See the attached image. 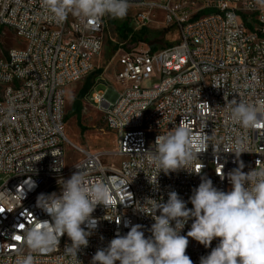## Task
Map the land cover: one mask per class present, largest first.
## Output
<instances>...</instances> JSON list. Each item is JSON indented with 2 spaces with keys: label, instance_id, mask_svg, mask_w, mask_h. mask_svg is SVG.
I'll return each instance as SVG.
<instances>
[{
  "label": "built area",
  "instance_id": "built-area-1",
  "mask_svg": "<svg viewBox=\"0 0 264 264\" xmlns=\"http://www.w3.org/2000/svg\"><path fill=\"white\" fill-rule=\"evenodd\" d=\"M129 4V30L158 23L175 28L178 38L155 51L120 45L113 58L114 84L102 91L97 87L104 81L96 78L86 101L116 133L113 154L122 158L119 164H106L101 153L83 149L65 134L66 88L95 70L104 46L106 16L86 23L69 14L56 23L41 0H0V24L11 28L22 44L0 58V264H15L22 248V239L16 237H23L25 225L51 219L36 206L38 195L59 194L62 179L78 169L113 190L109 205H98L92 213L97 227L88 246L77 252L82 264H90L97 249L107 247L117 231L124 235L130 230L126 221L143 225L146 238L151 235L154 220L147 198L166 202L174 190L187 202L201 176L218 189L230 190L227 173L238 167L232 152L237 140H243L248 151L239 157L245 172L264 165V127L244 129L229 119L234 98L264 106V11L255 0H129ZM181 123L191 128L194 140L207 137L208 148L197 154L193 165L202 169L200 175L186 170L158 173L148 163L156 137ZM67 141L82 154L72 164L66 159ZM187 207L192 208L190 202ZM192 222L181 235L186 236ZM188 239L186 255L193 264H200L219 242L214 239L205 248ZM71 243L65 234L52 252L33 253L35 264H76L65 251ZM22 250L28 254L27 248Z\"/></svg>",
  "mask_w": 264,
  "mask_h": 264
},
{
  "label": "clouds",
  "instance_id": "clouds-1",
  "mask_svg": "<svg viewBox=\"0 0 264 264\" xmlns=\"http://www.w3.org/2000/svg\"><path fill=\"white\" fill-rule=\"evenodd\" d=\"M41 3L56 23L65 21L69 14L86 23L99 22L105 16L124 19L130 7L129 0H41ZM255 4L264 11V0H255ZM229 119L244 129L264 127V106L234 98L229 102ZM206 140L207 137L194 140L191 128L181 123L156 137L154 150L147 153L148 163L158 173L186 170L200 175L202 169L195 170L193 165L198 160L197 154L207 150ZM214 151L218 154L220 150L215 147ZM232 152L238 167L227 173L230 190L218 189L210 178L201 176L187 202L174 190L168 192L166 202L147 198L145 203L150 205L149 215L154 220L151 235L146 238L143 225L126 221L124 226L130 230L124 235L117 231L107 247L97 249L90 264H193L186 255L189 237L205 248L219 239L211 252L200 258V264H264V165L248 172L243 170L245 164L239 157L248 152L243 140L236 141ZM219 175L222 180L225 178L222 170ZM59 184V194L38 195L36 206L51 219H36L24 226L23 237L17 236V240L22 239V248L15 264H35L33 253L52 252L65 234L72 242L65 246L66 253L75 258L76 264H82L77 252L88 246V237L98 223L92 213L98 205L105 208L109 205L113 190L103 180L90 179L79 169ZM189 202L192 208L187 207ZM190 219L193 220L190 230L186 236L181 235ZM23 248L28 249V254H23Z\"/></svg>",
  "mask_w": 264,
  "mask_h": 264
},
{
  "label": "rangeland",
  "instance_id": "rangeland-1",
  "mask_svg": "<svg viewBox=\"0 0 264 264\" xmlns=\"http://www.w3.org/2000/svg\"><path fill=\"white\" fill-rule=\"evenodd\" d=\"M126 17L124 19H113L106 16V28L103 33L104 46L101 54L96 59L95 70L86 78L66 88V114L72 109L79 92L89 80V77L94 82L98 76L102 77L104 83L99 84L97 87L102 91H106V85L114 84L116 66L113 58L120 45L124 49H151L153 46L160 49L178 38V32L175 28L166 29L158 23L148 28L147 33L143 36L146 41L131 40L132 35L139 30H129L128 37L123 38L119 34L118 27L124 22L128 23ZM21 45V41L16 38L13 30L0 24V58L7 56L11 48ZM86 96L81 99L80 120H77L76 115L70 116L66 120L65 134L72 143L83 149L101 153L106 164H119L122 158L113 154L117 148L116 133L106 127L103 115L94 105L86 101ZM65 153L68 164L76 162L82 155L68 141L65 143Z\"/></svg>",
  "mask_w": 264,
  "mask_h": 264
},
{
  "label": "trees",
  "instance_id": "trees-1",
  "mask_svg": "<svg viewBox=\"0 0 264 264\" xmlns=\"http://www.w3.org/2000/svg\"><path fill=\"white\" fill-rule=\"evenodd\" d=\"M118 31L121 37L123 38H127L128 35L130 34L129 32V27H128V23L124 22L122 23L119 27H118ZM148 28H143L140 29L138 32L134 33L132 35L131 40H140V41H146V38H143V36L147 33ZM144 39V40H143ZM152 51L157 50L156 46H153L151 48ZM89 76V75H88ZM89 80L86 82V84L84 85V87L82 88V90L79 92L78 98L75 100L72 109L70 110V112H68L66 114L65 119L67 120L70 116L76 115L77 116V120H80V112L82 109L81 106V99H83L86 95H88L90 93V91L93 89L95 82L92 80H90L91 78H88Z\"/></svg>",
  "mask_w": 264,
  "mask_h": 264
},
{
  "label": "snow or ice",
  "instance_id": "snow-or-ice-1",
  "mask_svg": "<svg viewBox=\"0 0 264 264\" xmlns=\"http://www.w3.org/2000/svg\"><path fill=\"white\" fill-rule=\"evenodd\" d=\"M0 211H3V210H0ZM16 239H19V237H16Z\"/></svg>",
  "mask_w": 264,
  "mask_h": 264
}]
</instances>
